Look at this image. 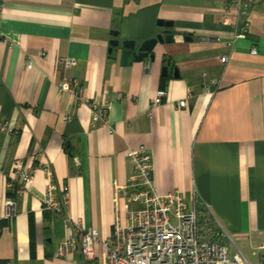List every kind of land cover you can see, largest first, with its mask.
<instances>
[{
	"label": "crops",
	"instance_id": "crops-1",
	"mask_svg": "<svg viewBox=\"0 0 264 264\" xmlns=\"http://www.w3.org/2000/svg\"><path fill=\"white\" fill-rule=\"evenodd\" d=\"M230 1H2L0 126L11 131L0 130V264H103L97 247L93 260L83 258L72 225L109 234L114 185L127 182V148L139 145L151 156L159 192L179 191L230 237L261 244L264 0ZM157 20L171 23L173 41L157 44L153 60L123 65L119 50L108 54L113 38L153 37ZM59 56L75 64L61 68ZM59 75L76 79L88 102L59 92ZM158 89L166 95L150 108ZM103 100L111 102L112 132L91 114L90 104ZM17 161L36 167L20 192L6 185ZM44 166L59 201L67 194L60 212L41 205ZM7 195L14 213L4 218ZM65 238L74 242L69 259L55 254Z\"/></svg>",
	"mask_w": 264,
	"mask_h": 264
},
{
	"label": "built area",
	"instance_id": "built-area-1",
	"mask_svg": "<svg viewBox=\"0 0 264 264\" xmlns=\"http://www.w3.org/2000/svg\"><path fill=\"white\" fill-rule=\"evenodd\" d=\"M241 1L230 2L239 4ZM244 1L255 3L260 0ZM246 28L243 27V34ZM237 36H242V33ZM220 60L224 62L225 58L221 57ZM56 62L61 68L75 64L72 58L66 56L57 57ZM56 87L59 92L68 93L79 103L88 102L76 79L67 80L59 75ZM165 95V90H156L149 107L160 105ZM185 102V99L179 100L177 105L182 107ZM110 104V101L103 100L91 103L90 108L93 119L112 132L107 118ZM0 130L9 133L11 128L2 125ZM127 156L131 173L126 183L114 185L111 200L115 215L109 234L101 237L94 228H81L77 223L72 225L85 260L95 258L97 247L103 252V264H251L237 248L230 253L231 237L204 206L198 207L194 202L188 207L177 190L159 192L152 180L151 156L143 145L128 147ZM41 169L44 181L41 205L44 209L60 212L67 194H63L60 202L48 169L45 166ZM35 171L36 167H27L17 161L8 175L7 187L15 192L22 191ZM14 203L10 195L5 197L4 218L14 213ZM255 249L264 250V239ZM73 251L74 242L70 238L63 239L55 247L56 256L62 259H69ZM259 264H264V257L261 256Z\"/></svg>",
	"mask_w": 264,
	"mask_h": 264
},
{
	"label": "water",
	"instance_id": "water-1",
	"mask_svg": "<svg viewBox=\"0 0 264 264\" xmlns=\"http://www.w3.org/2000/svg\"><path fill=\"white\" fill-rule=\"evenodd\" d=\"M157 25L161 27L158 32L151 38L136 42L134 40H117L115 38L109 40L107 52L110 55L113 51H120L121 64L125 65L129 59L135 62L144 59L153 60L154 48L157 44L171 43L173 34L171 32V23L163 20H157ZM116 36V34H113ZM167 67L171 68V63L165 61L162 66V72L165 73Z\"/></svg>",
	"mask_w": 264,
	"mask_h": 264
},
{
	"label": "rangeland",
	"instance_id": "rangeland-1",
	"mask_svg": "<svg viewBox=\"0 0 264 264\" xmlns=\"http://www.w3.org/2000/svg\"><path fill=\"white\" fill-rule=\"evenodd\" d=\"M230 242V253L232 254L235 249L237 248L238 251H241L248 262L251 264H259V259L264 257V250H256L254 249V246H248L245 241H243L240 237H231ZM254 252V253H253Z\"/></svg>",
	"mask_w": 264,
	"mask_h": 264
}]
</instances>
